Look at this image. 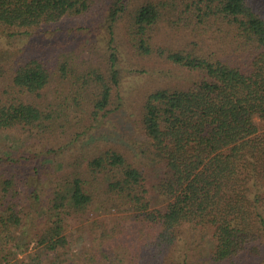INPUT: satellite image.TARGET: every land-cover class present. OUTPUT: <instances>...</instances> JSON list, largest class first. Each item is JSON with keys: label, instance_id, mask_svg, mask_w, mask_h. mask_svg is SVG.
Here are the masks:
<instances>
[{"label": "trees", "instance_id": "obj_1", "mask_svg": "<svg viewBox=\"0 0 264 264\" xmlns=\"http://www.w3.org/2000/svg\"><path fill=\"white\" fill-rule=\"evenodd\" d=\"M0 33V264H264V0H0Z\"/></svg>", "mask_w": 264, "mask_h": 264}, {"label": "rangeland", "instance_id": "obj_2", "mask_svg": "<svg viewBox=\"0 0 264 264\" xmlns=\"http://www.w3.org/2000/svg\"><path fill=\"white\" fill-rule=\"evenodd\" d=\"M96 10H98L99 11V7H97V9ZM1 34V33H0ZM66 33H63V34H61L62 36H64ZM93 35H99L98 33H96V32H94L93 33ZM91 37V36H90ZM90 37H88V38H90ZM0 42H3V43H5L6 41H5V38L3 37V36H1L0 35ZM119 122L117 123L116 122V124H118V125H122L123 124V122H124V120H122V118H120L119 117ZM127 127H129V126H127ZM108 129H110V126L108 125V127H107ZM114 132H115V134H118V131L117 130H113ZM124 132H125V130H124ZM128 133V132H127ZM9 142H10V140H9ZM16 142H18V144H20V147L21 148H19V147H16L17 149H18V151L19 150H22V148H24V146H30V143H31V141L29 142L28 140H22V139H18V141H16ZM4 150H9V149H7V148H5ZM28 178V177H27ZM30 178H28V180H29ZM31 183V182H30ZM26 187H28V186H26ZM28 189H29V187H28ZM30 190H31V188H30ZM29 202L31 203V202H33L32 200H29ZM81 224H77L76 226H80ZM75 226V227H76ZM73 228V227H72ZM83 239V238H82ZM82 239H80V238H75L74 240H73V242H72V244H71V248H70V254L69 253H67V255H68V257H71V258H75L76 256H77V254L79 253V251L82 249V245H83V240ZM29 255H30V250L29 249H25V250H23V251H21L20 253H18V254H16L15 256H14V258L13 259H11L10 260V262H8V263H3V264H9V263H11V264H13L14 263V261L15 260H23L26 264H30L31 263V260H30V257H29ZM11 258V257H10Z\"/></svg>", "mask_w": 264, "mask_h": 264}]
</instances>
